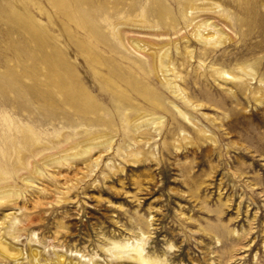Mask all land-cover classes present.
I'll use <instances>...</instances> for the list:
<instances>
[{
  "label": "rangeland",
  "instance_id": "obj_1",
  "mask_svg": "<svg viewBox=\"0 0 264 264\" xmlns=\"http://www.w3.org/2000/svg\"><path fill=\"white\" fill-rule=\"evenodd\" d=\"M192 3L0 0V264H144L115 254L142 235L166 264H264V0ZM206 18L230 37L204 55ZM48 55L81 71L101 120L39 99Z\"/></svg>",
  "mask_w": 264,
  "mask_h": 264
},
{
  "label": "bare ground",
  "instance_id": "obj_2",
  "mask_svg": "<svg viewBox=\"0 0 264 264\" xmlns=\"http://www.w3.org/2000/svg\"><path fill=\"white\" fill-rule=\"evenodd\" d=\"M236 1L240 5L244 0ZM190 2L192 3V0H190ZM161 16L165 17L164 5L161 7ZM191 32L193 38L204 44V55L209 53V48L217 47L225 43L227 41V38L230 37L228 33H226V31L217 27V25L213 21H210L207 18L195 21L194 28L191 30ZM130 44L137 53H140L143 50L140 43L131 41ZM88 56L93 60L99 58L97 57V55ZM33 62L42 65L41 68H37L35 70V79H33V82H39L43 85V87L41 88L42 90L39 93L40 100L50 101L51 103H56L62 106L66 105L67 108L66 113L64 115L65 119L69 121V119L71 120L72 116L75 115L77 117L76 121L71 120L72 123L78 122L85 124L87 121L93 120L97 122L102 119V108L97 101V96L86 85L87 82L85 83L81 71L79 70V73L77 72L75 66L72 64L71 60L67 55H48L36 57L35 59H33ZM203 65L204 63H201V66ZM115 68L116 69L114 70L113 74L116 76L117 79L122 80V73L117 71V67ZM152 68L155 69V66L153 65ZM89 77L92 79L93 82H95L91 76ZM223 77L230 78L231 75L229 73H224ZM15 81L16 79H14V84ZM259 81L260 83H262L263 79H260ZM126 86H128V84H126ZM171 91L173 94H177V96H180L181 98L190 102L188 97L184 94L183 89L181 88L179 83L173 82L171 86ZM153 96L154 100H156L159 104V96ZM183 114L187 117L188 120L190 119L186 113ZM153 124L157 125L158 122H154ZM155 125L154 127H156ZM7 127L8 130H11V124L9 122L7 123ZM8 136L9 134L6 132L2 135L0 130V144H5V148L3 146H0V180L5 179L4 177H2V173L11 171L7 167H12V170L14 171V161H9L12 157L10 148L14 147V140L7 142L6 138ZM111 143L112 140H106L105 142V144H107L106 146L108 147L111 146ZM98 144L99 142H89L84 147L82 153H88L92 151V149L97 147ZM10 196H14V186L11 185V183L9 182H6L4 184L0 183V199L4 201L5 198H10ZM13 225L14 220L12 221V226ZM115 246L117 247V251H115V254L118 257L126 254L129 259L137 263L166 264L162 261V259L152 257L147 253L146 236L144 235L136 239L134 242H124L120 244H115ZM0 255L5 257V259L7 258L8 260L14 262V256L4 253L1 249ZM53 259L55 260L56 257H54ZM56 262L61 264H78L74 261H64L63 256L61 255L57 257Z\"/></svg>",
  "mask_w": 264,
  "mask_h": 264
}]
</instances>
